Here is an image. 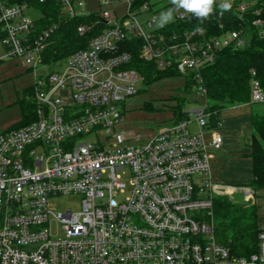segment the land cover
<instances>
[{
    "label": "built area",
    "instance_id": "1",
    "mask_svg": "<svg viewBox=\"0 0 264 264\" xmlns=\"http://www.w3.org/2000/svg\"><path fill=\"white\" fill-rule=\"evenodd\" d=\"M57 1L70 19L92 15L83 2ZM98 2L124 5L123 16L115 23L109 11L94 14L104 29L49 66L43 54L53 29L37 33L38 19L27 16L32 6L0 0V41L33 75L37 116L0 131V264H264V228L250 256L233 254L216 238L215 199L234 191L212 176L213 153L224 139L211 128L207 101L185 119L149 128L145 142L123 134L107 143L83 140L124 125L125 102L144 87L126 43H140V57L159 70L195 74L206 99L201 71L220 50L243 45L242 31L205 42L203 30L167 36L148 4ZM254 25L262 28L260 20ZM90 29L81 24L78 33ZM251 76L250 103L264 105V87L256 72ZM240 191L245 200L254 196ZM63 196L78 197L80 210L57 212L54 200Z\"/></svg>",
    "mask_w": 264,
    "mask_h": 264
},
{
    "label": "trees",
    "instance_id": "2",
    "mask_svg": "<svg viewBox=\"0 0 264 264\" xmlns=\"http://www.w3.org/2000/svg\"><path fill=\"white\" fill-rule=\"evenodd\" d=\"M10 4H28L41 14L37 20L38 31L53 29L48 39L43 61L53 66L88 45L89 40L104 29V23H98L94 14L86 18H68L57 0H7ZM152 0H134V7L139 9ZM225 4L214 2L212 11L206 17H198L195 13L188 14L185 20H176L163 28L167 36L176 35L182 38L185 34L205 31L203 42L218 38L231 31H242L243 45L230 46L217 53L213 64L201 71L203 87L206 90L208 111L211 113L210 124L217 126L222 113L236 105L250 104L251 72L257 74L264 87V0H235ZM244 4L246 11L239 13L240 5ZM260 20L262 28L254 25ZM85 24L90 27L86 36L78 33V27ZM2 34L0 32V39ZM140 43H129L122 48L131 54L130 67L137 70L144 78V87L161 80L181 77L176 70H159L154 62H146L140 57ZM196 75L190 73L185 82L188 93L198 91ZM20 101L22 121L14 127L18 128L37 119L36 104L32 99V87ZM185 100L179 99L178 107L171 109L176 121L187 117ZM150 111H155L149 108ZM158 111V109H156ZM249 158L253 163V179L248 188L255 191L256 198L264 191V111L252 114V139ZM214 220L216 222V238L239 256H250L256 252L257 237L260 231L257 204L247 206L236 204L228 197L215 199Z\"/></svg>",
    "mask_w": 264,
    "mask_h": 264
},
{
    "label": "rangeland",
    "instance_id": "3",
    "mask_svg": "<svg viewBox=\"0 0 264 264\" xmlns=\"http://www.w3.org/2000/svg\"><path fill=\"white\" fill-rule=\"evenodd\" d=\"M70 1L75 5L79 1L83 2L86 14H99L104 10L109 11L115 23L118 22V19L123 16L125 11L124 5L100 6L98 0ZM148 5L155 10L158 18L157 26L159 27H161V13H166L169 9L172 10V19L164 23L162 27L174 23L178 13H191L186 12L183 8L177 9L171 0H152ZM27 16L32 20H37L41 17V14L36 10H28ZM33 81V75L30 73L29 68L23 64L21 59L10 56L4 44L0 41V131L8 130L22 121L20 101L24 99L26 92L33 86ZM138 87L139 93L125 102L126 121L124 125L118 126L115 130H102L97 135L91 134L83 140L94 141L98 137L102 143H107V137L123 134L127 139L142 136L143 138L140 141L145 142L148 140L145 135L149 128L173 120L174 114L171 109L178 107L179 99L185 100V110L187 112L206 105L205 97L201 96L198 91L195 90L193 93H188L185 78L183 77L161 80L146 88L142 85ZM150 107L155 109V111H150ZM257 108L260 112L264 111V105H257ZM231 112L229 111V113ZM129 132L132 133V136H128ZM131 141L135 142L134 139ZM248 189L254 192V196L250 200H245V196L240 190L234 192L232 196L226 197L236 204H246L247 206L257 204L258 207L263 206L264 198H256L255 191L251 188ZM54 206L57 212H65L69 209L79 211L81 202L76 196H63L54 200Z\"/></svg>",
    "mask_w": 264,
    "mask_h": 264
},
{
    "label": "crops",
    "instance_id": "4",
    "mask_svg": "<svg viewBox=\"0 0 264 264\" xmlns=\"http://www.w3.org/2000/svg\"><path fill=\"white\" fill-rule=\"evenodd\" d=\"M257 105L250 103L231 107L232 110H225L222 113L220 123L216 127H211L224 139L223 146L213 153L212 176L217 183L229 188L231 192L248 188V184L253 179V163L249 154L252 139V114L259 111ZM229 111L232 112L229 113ZM260 198H264V191L260 194ZM258 213V223L262 229L264 228V201L263 206L258 207Z\"/></svg>",
    "mask_w": 264,
    "mask_h": 264
},
{
    "label": "clouds",
    "instance_id": "5",
    "mask_svg": "<svg viewBox=\"0 0 264 264\" xmlns=\"http://www.w3.org/2000/svg\"><path fill=\"white\" fill-rule=\"evenodd\" d=\"M172 4L177 9L183 8L186 12H193L198 17H206L211 11L215 0H171ZM230 7L229 4H222L221 8L226 10ZM160 26L172 19V10L169 9L166 13H161Z\"/></svg>",
    "mask_w": 264,
    "mask_h": 264
}]
</instances>
